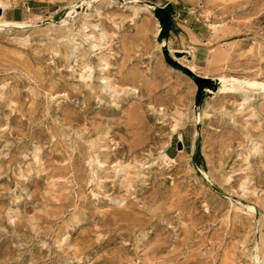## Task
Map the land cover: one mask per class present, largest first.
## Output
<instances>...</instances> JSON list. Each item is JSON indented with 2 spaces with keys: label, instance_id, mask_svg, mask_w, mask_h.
Masks as SVG:
<instances>
[{
  "label": "rangeland",
  "instance_id": "obj_1",
  "mask_svg": "<svg viewBox=\"0 0 264 264\" xmlns=\"http://www.w3.org/2000/svg\"><path fill=\"white\" fill-rule=\"evenodd\" d=\"M1 15L0 264H264V0Z\"/></svg>",
  "mask_w": 264,
  "mask_h": 264
},
{
  "label": "bare ground",
  "instance_id": "obj_2",
  "mask_svg": "<svg viewBox=\"0 0 264 264\" xmlns=\"http://www.w3.org/2000/svg\"><path fill=\"white\" fill-rule=\"evenodd\" d=\"M84 1H86L87 3H90L91 2V0H84ZM94 1H96V0H94ZM131 2H136V3H139L140 2V0H131ZM144 5V4H143ZM75 6V5H74ZM146 6V5H145ZM150 5H148V7H149ZM76 7V6H75ZM147 7V6H146ZM151 7V6H150ZM75 8L74 7H71V12H69L68 13V15H70L71 13H72V11L74 10ZM4 13H5V10H4ZM2 16L3 15H1L0 16V28H2L3 26H9V25H16V26H25V25H29L28 24V22H26L25 20L24 21H10V20H6V19H2ZM71 16V15H70ZM5 18V17H4ZM31 22V21H30ZM24 28V27H23ZM158 31L159 32H161L160 31V28L158 29ZM163 42H165V41H163ZM162 43V42H161ZM199 79H200V82L203 84H205V83H208L209 82V80H208V82H206V80H204V79H202L201 78V76H199ZM219 80H220V84H221V89H232V88H235L234 87V85H235V83H240V84H242V85H251V84H253L254 82H251V81H247V80H241V79H238V78H236V77H219L218 78ZM258 84L261 86V88H263L264 89V83L263 82H258ZM257 85V84H256ZM201 91V90H200ZM199 117H200V114H199ZM252 209H253V207H252Z\"/></svg>",
  "mask_w": 264,
  "mask_h": 264
},
{
  "label": "water",
  "instance_id": "obj_3",
  "mask_svg": "<svg viewBox=\"0 0 264 264\" xmlns=\"http://www.w3.org/2000/svg\"><path fill=\"white\" fill-rule=\"evenodd\" d=\"M178 146H180V142H179Z\"/></svg>",
  "mask_w": 264,
  "mask_h": 264
}]
</instances>
